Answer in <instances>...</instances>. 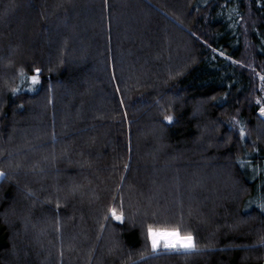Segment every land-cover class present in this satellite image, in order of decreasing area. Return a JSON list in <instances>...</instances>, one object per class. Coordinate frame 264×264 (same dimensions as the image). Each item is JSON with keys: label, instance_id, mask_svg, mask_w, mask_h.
Wrapping results in <instances>:
<instances>
[{"label": "trees", "instance_id": "trees-1", "mask_svg": "<svg viewBox=\"0 0 264 264\" xmlns=\"http://www.w3.org/2000/svg\"><path fill=\"white\" fill-rule=\"evenodd\" d=\"M261 77L264 0H0V139L45 181L0 143V264H264ZM159 210L196 250L140 260Z\"/></svg>", "mask_w": 264, "mask_h": 264}, {"label": "rangeland", "instance_id": "rangeland-1", "mask_svg": "<svg viewBox=\"0 0 264 264\" xmlns=\"http://www.w3.org/2000/svg\"><path fill=\"white\" fill-rule=\"evenodd\" d=\"M7 68V67H6ZM59 93V92H58ZM57 93V95H58V100H57V105H60L61 103H60V95ZM80 95H82V94H80ZM78 98V97H77ZM30 130V129H29ZM16 131V134H15V136H14V138H13V140H10L9 142L7 141L6 143L4 142V141H2L1 139V141H0V143H2L3 144V146H5V148H10V150L12 149V148H15V147H19V149L20 150H22L23 149V147L27 144L26 142H25V140L26 139H30V138H32V136H33V134H32V132H31V130L30 131H26L25 132V134H23V138H22V136L21 135H18L17 133H19L20 131L18 130V129H16L15 130ZM34 137V136H33ZM4 142V143H3ZM52 144V147L54 148V149H56V150H58V145L55 143H51ZM39 159H41L40 160V162H45V160H46V157H45V155H43V156H39ZM36 160V156H35V153H29V151L27 150L26 151V149H24V150H22V151H19V152H14V153H11V154H9L8 155V159H7V161H9V163H8V165H7V167H8V170H10V172H9V176H10V179H9V181L10 180H15V178H17L18 180H19V182L18 183H20V184H22V185H24L23 183H26L27 182V180L28 181H30V183L31 184H38V183H41L40 185L41 186H43L44 184H45V181H44V179L42 178V177H44V175H41L43 172H38V171H32V172H30V176H29V173L26 171L27 169H29L31 166H33L34 164H33V161H35ZM44 174V173H43ZM39 175V176H38ZM133 175H134V172H133ZM133 175L131 176L132 177V179H133ZM19 176L21 177V176H24V178H23V180H25V181H20L21 180V178H19ZM61 177V176H60ZM60 177H56L55 178V181L57 180V181H59L61 178ZM130 177V178H131ZM38 178H41V180H42V182L41 181H38ZM53 180H54V177H53ZM183 182H184V180H183ZM221 184V183H220ZM180 185H182V183H180ZM222 185V184H221ZM20 190V192H22L21 194L23 195L22 197V199H24L23 201H25L24 202V204L23 205H26L27 206V208H28V199L27 198H30V199H32V195L29 193V192H25L23 189H19ZM216 195V194H215ZM214 195V193L212 194V196H215ZM32 196V197H31ZM21 199V198H20ZM37 201V200H36ZM159 202V201H157L156 199H155V197H152L150 200L149 199H147V201L146 202H148V204H150L151 206H154V204H156L155 202ZM161 201V200H160ZM188 199L185 197V198H183V200H182V202H184L185 204H184V206H183V208L185 207V205L186 204H188ZM190 201H191V199H190ZM145 203V202H144ZM154 203V204H153ZM172 203H173V201H172ZM172 205H174V203L172 204ZM25 210H26V208L25 207H23ZM178 209H180L179 208V206H178ZM201 209V208H200ZM33 210H35V209H33ZM182 211V208L180 209V213H181V215L180 216H176V215H173V218L174 217H176L175 219H179V220H181L182 221V219H183V214H186V219L188 218V219H190L189 217V213L188 212H186V209L184 210L183 209V211ZM23 213V212H22ZM164 214H166V213H164ZM133 216V215H132ZM141 216H143L142 214L140 215V217ZM159 216H162L161 215V210H159L158 212H154V214L152 215V216H147V219H152L151 221H153V219H158V217ZM13 217H15V216H13ZM146 217V216H145ZM168 217V216H167ZM132 218V217H131ZM175 219H173V220H175ZM178 219L176 220L177 222H178ZM187 219V220H188ZM18 220V219H17ZM133 222H135V220H136V218H134L133 217ZM181 221H179V222H181ZM23 222V221H22ZM176 222V223H177ZM183 222V221H182ZM136 223V222H135ZM158 225L157 224V222L154 220L153 221V223H152V225ZM175 225V224H174ZM188 225V224H187ZM25 226H27V228L29 229V224L28 225H25ZM189 226V225H188ZM31 229V228H30ZM109 233V235H110V232H108ZM15 235V234H14ZM18 235H19V233H17L14 237L16 238L15 239V241H16V244H18V246L20 245L18 242H19V239H17V237H18ZM109 235L106 237V238H108L109 237ZM42 236H44V235H41V237ZM40 238V237H39ZM105 238V239H106ZM145 238H146V242L148 243V246H149V250H150V255L149 256H143V258L142 259H140V260H146V259H152V261H154L155 260V258H157V256H159V255H164V254H177V253H188V252H185V251H170V250H166V249H164L163 247H161L158 251H156V252H154L153 250H152V248H151V244H150V241L148 240V238H147V234H145ZM67 239H65V241H66ZM71 244L73 243L72 241H70V240H68ZM75 241L78 243V241H77V239L75 238ZM74 241V242H75ZM145 242V245L147 244ZM17 246V247H18ZM32 248H36V243L33 241L32 242ZM196 250V249H195ZM149 252V251H148ZM191 252V251H190ZM68 253L69 254H71L70 253V248H69V251H68ZM156 261V260H155ZM161 260H157V262H160Z\"/></svg>", "mask_w": 264, "mask_h": 264}, {"label": "snow or ice", "instance_id": "snow-or-ice-1", "mask_svg": "<svg viewBox=\"0 0 264 264\" xmlns=\"http://www.w3.org/2000/svg\"><path fill=\"white\" fill-rule=\"evenodd\" d=\"M40 69H35L34 74H32L28 79L31 81L32 85L40 83ZM264 80V77H261ZM18 91V90H14ZM261 115H264V107L260 108ZM165 119L172 123V116H166ZM240 135L243 136L244 132L241 130ZM4 173L0 172V177ZM264 208V206H262ZM109 215L111 219L116 220L120 223L124 222L125 216L123 211V205L119 206V209L114 206L109 209ZM109 217H105L108 219ZM147 238L150 241L151 248L154 252L158 251L161 247L170 251H185L190 252L196 249L195 237L190 232H182L179 225L170 226H156L149 224L146 230Z\"/></svg>", "mask_w": 264, "mask_h": 264}]
</instances>
